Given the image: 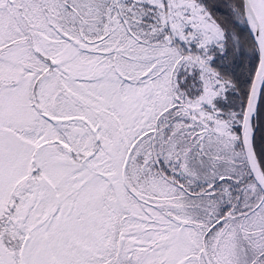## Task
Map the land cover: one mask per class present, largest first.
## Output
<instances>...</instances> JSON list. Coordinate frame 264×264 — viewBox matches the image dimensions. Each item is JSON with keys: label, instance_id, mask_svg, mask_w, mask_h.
I'll return each instance as SVG.
<instances>
[{"label": "snow or ice", "instance_id": "6c2138e0", "mask_svg": "<svg viewBox=\"0 0 264 264\" xmlns=\"http://www.w3.org/2000/svg\"><path fill=\"white\" fill-rule=\"evenodd\" d=\"M0 264H264V0H0Z\"/></svg>", "mask_w": 264, "mask_h": 264}]
</instances>
